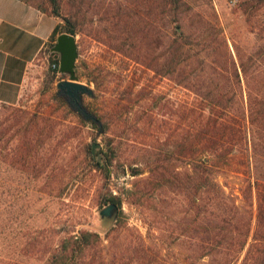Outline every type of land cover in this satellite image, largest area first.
Here are the masks:
<instances>
[{
    "label": "rangeland",
    "instance_id": "obj_1",
    "mask_svg": "<svg viewBox=\"0 0 264 264\" xmlns=\"http://www.w3.org/2000/svg\"><path fill=\"white\" fill-rule=\"evenodd\" d=\"M29 1L52 10L49 0ZM247 1L58 0L60 25L72 21L76 26L77 76L94 91L93 97H84V104L108 130L100 133L97 124L84 120L59 95L57 84L68 77L50 71L57 59L50 45L20 103L13 106L29 116L47 117L55 126L43 131L40 169L37 160L17 161L16 128L10 130V145L0 148V264H46L69 232L99 234L107 254V234L116 226L139 230L145 237L149 228L170 236V208L165 203L175 197L170 190H158L142 203L133 196L151 179L149 164L158 154L177 159L170 164L186 172L191 153H178L179 144L198 141L210 108L208 92L228 95L231 113L226 118L235 126L240 121L237 111L247 95L240 62L253 57L251 78L264 75V0H252L254 8H247ZM175 10L178 21L173 19ZM175 32L190 36L185 46L191 51L178 73L161 77L156 67L168 55ZM236 69L241 85L234 78ZM6 114L0 107V119ZM57 142L61 145L56 155L48 152V145ZM94 143L101 147L93 153ZM99 151H114L109 180L88 162ZM45 157H50L48 163ZM49 172L54 174L50 180ZM244 178L237 173L222 177L230 190L243 186ZM110 195L122 200L114 220L100 215L109 206L101 201ZM179 202L185 207L184 199ZM253 212L254 232L256 202ZM87 258L91 260V252Z\"/></svg>",
    "mask_w": 264,
    "mask_h": 264
},
{
    "label": "trees",
    "instance_id": "obj_2",
    "mask_svg": "<svg viewBox=\"0 0 264 264\" xmlns=\"http://www.w3.org/2000/svg\"><path fill=\"white\" fill-rule=\"evenodd\" d=\"M25 1L45 14L61 17L58 0H49L51 11ZM245 5L247 8L255 7L252 0ZM176 8L178 11L179 7ZM177 11L173 18L176 21L179 19ZM63 33L76 36V26L72 21L67 26L59 24L56 27L52 42L56 43V37ZM175 35L169 43L168 55L156 67V73L161 77L178 73L185 63L183 58L191 51L185 46L190 36L184 32H175ZM52 55L57 59L52 61L50 71L56 75L59 72V55ZM254 63L255 59L250 57L239 65L247 95L245 105L237 111L242 115L238 124L235 126L226 118L231 113V98L217 90L208 92L206 99L210 108L204 130L197 135L198 141L179 144L178 153H191L186 172L181 173L177 165L170 164L177 159L158 154L149 164L151 179L133 196L135 202L142 203L158 190H170L175 197L171 204L165 199L171 217L169 237L158 236L156 231L152 232L154 228H149L145 237L139 230H123L116 226L107 234L111 250L107 254L102 250L103 241L99 234L81 231L72 235L69 232L60 239L46 264H264V75L255 80L251 78L249 72ZM234 78L241 85L237 69ZM0 107L7 112L0 119V148L10 145L9 140L13 137L9 135L10 130L16 128L20 141L15 149L17 161L25 164L37 160L40 169L43 158L39 156L38 147L43 144V131L47 126L53 131L55 126L49 125L51 120L40 114L29 116L13 106L0 104ZM102 129L106 131L108 127L105 125ZM60 145L61 142L49 144L48 152L56 155ZM200 151L201 156L196 155ZM98 155L90 156L88 162L91 164L92 161L94 169L109 180L114 151H99ZM44 159L47 163L50 161V157ZM233 173L246 177L242 179L243 186L237 190H230L222 179L223 175ZM52 177L53 172H49L48 180ZM178 199H184L185 207ZM255 202L256 228L253 232ZM110 204L121 209L122 200L110 195L101 201L102 206ZM126 233L127 237L124 236ZM110 234H113L111 238ZM89 252L91 260L87 258Z\"/></svg>",
    "mask_w": 264,
    "mask_h": 264
},
{
    "label": "crops",
    "instance_id": "obj_3",
    "mask_svg": "<svg viewBox=\"0 0 264 264\" xmlns=\"http://www.w3.org/2000/svg\"><path fill=\"white\" fill-rule=\"evenodd\" d=\"M59 24L25 0H0V104L20 103Z\"/></svg>",
    "mask_w": 264,
    "mask_h": 264
},
{
    "label": "water",
    "instance_id": "obj_4",
    "mask_svg": "<svg viewBox=\"0 0 264 264\" xmlns=\"http://www.w3.org/2000/svg\"><path fill=\"white\" fill-rule=\"evenodd\" d=\"M51 53L59 55V74L68 77L57 84L59 95L67 99L69 106L84 120L97 124L102 133V124L84 104L85 96H94V91L89 86L81 83L77 76V61L80 57L77 39L73 35L63 33L58 36L57 42L52 46ZM101 147L100 144H92V152ZM119 208L116 204H110L104 208L100 215L108 220L116 219Z\"/></svg>",
    "mask_w": 264,
    "mask_h": 264
},
{
    "label": "built area",
    "instance_id": "obj_5",
    "mask_svg": "<svg viewBox=\"0 0 264 264\" xmlns=\"http://www.w3.org/2000/svg\"><path fill=\"white\" fill-rule=\"evenodd\" d=\"M232 2H235L236 0H231ZM53 67H56V65H53Z\"/></svg>",
    "mask_w": 264,
    "mask_h": 264
}]
</instances>
